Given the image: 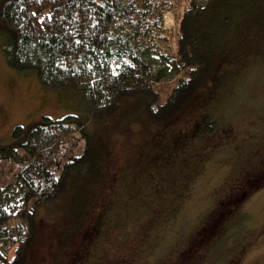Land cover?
Listing matches in <instances>:
<instances>
[{"label": "trees", "instance_id": "1", "mask_svg": "<svg viewBox=\"0 0 264 264\" xmlns=\"http://www.w3.org/2000/svg\"><path fill=\"white\" fill-rule=\"evenodd\" d=\"M249 1L264 2L0 0V32L6 38L3 52L7 64L18 72H33L47 87H69L85 94L91 122L98 128L112 129L120 146L121 136L138 133L134 142H124L139 148L136 157L131 154L123 162L116 151L105 150L97 131H91L76 115L57 121L46 118L47 125L32 129L25 138L23 127L17 126L15 143L0 152V166L10 159L22 165L9 179L0 172V264H28L43 210L75 198L85 202L83 224L92 217L94 208H102L96 213V232L107 225L137 227L142 219L150 226L138 238L126 240L124 246L136 243L126 251L129 257L122 255L117 264H230V257L241 259L250 242L244 238L252 232L247 228L251 227L248 220L252 213L244 203L264 188V180L255 177L256 169L264 164V121L246 133L247 146L238 156L242 166H237L246 177L240 197L229 202L216 224L213 220L211 225L204 222L198 226L215 228L198 240L201 243L196 246L195 257H190V239L183 240L189 226L173 222L174 231L181 234L175 238L165 226L175 205L161 197L170 188L165 183L170 179L156 178L160 167L177 176L184 162H201L207 151L234 136L228 122L198 118L191 123L189 118L196 117L211 101V95L230 82V75L235 73L231 66L236 69L245 64L246 55L231 60L223 51L222 38L228 34L230 22L243 16L239 7ZM168 12L175 15L174 30L165 26ZM180 119L186 122L180 127L181 135L175 130ZM79 130L84 141L75 139ZM242 138L238 137L240 142ZM16 148L24 154L18 156ZM199 149H204L201 156L194 157ZM134 160L142 167L140 174L150 179L148 186L133 178L138 168L132 171L128 162ZM117 167L114 177L121 185L107 192L110 174ZM146 189L160 194L151 198ZM121 191L130 196L110 206L113 198L120 199ZM135 192H142L141 197ZM135 206L139 207L137 213L132 212ZM221 208L222 200L210 211ZM212 217L215 219L214 213L209 214V219ZM68 230L60 234L58 244L71 241V227ZM95 238L97 234L89 238L90 243ZM200 248L203 256H198ZM65 250L60 253L63 264H75L81 253V258L93 255L94 248L88 244L82 251L71 250L64 256ZM224 254L228 257H222ZM173 257H177L175 261ZM116 259L101 262L115 264Z\"/></svg>", "mask_w": 264, "mask_h": 264}, {"label": "rangeland", "instance_id": "2", "mask_svg": "<svg viewBox=\"0 0 264 264\" xmlns=\"http://www.w3.org/2000/svg\"><path fill=\"white\" fill-rule=\"evenodd\" d=\"M240 9H243V16L234 18L230 22L228 25L229 32L222 38V46L223 51L229 54L231 60L246 55L244 58L246 62L244 61L245 64L236 69L231 66L230 71L235 73L230 75V82L226 83L224 89H218L216 93L211 95V101L200 109L196 117L194 115L189 118L191 123H195L198 118L200 120L214 119L217 123L228 122L230 124L227 126H230L229 130L234 136L229 139L226 137L225 141L223 140L220 143V147L216 146L211 151H207L211 146L208 147L201 162L198 163L197 161L195 163V160L191 164L184 162L181 170H177V176L171 175L163 167H160L159 172L161 173H157V180L170 179V181L165 182L169 184L170 188L163 191L161 197L171 199L175 205L173 216L166 222L165 226L171 231L172 238L181 235L178 234L179 230L174 231L173 222L182 221V224L185 222V225L189 226H184L189 231L185 233L187 236L183 240L189 242L190 239L191 241L190 257L196 256V246L201 243L198 240L209 235L210 228H215L198 226L204 222L206 225L213 224L212 221L215 222L230 206L229 202L240 197V189L243 188L242 183L245 182L246 177L241 168L237 166H242V163L238 161V156L247 146L248 141L246 142L245 138L248 135L246 133L254 131V125L259 126L264 121V2L260 1L254 4L253 1H249L239 7L238 10ZM164 17L165 26L174 30L176 26L174 13L168 12ZM2 34L0 32V152L3 148H9L15 143L13 133L17 126L23 127L25 138L32 129L47 125L49 121L46 118L57 121L67 115H76L83 124L92 128L91 131H97V138L104 142L105 150L116 151L119 159L123 162L125 161L124 158L128 159L131 154L132 158L137 156V149L139 148L136 145L128 147L124 141L134 142V138L137 137L138 133L121 136V146L119 143L117 145L112 129L107 126L98 128L91 122V110L85 94L76 92L69 87H47L40 83L33 72H18L12 69L7 64L3 52L6 38ZM215 39L218 40V38ZM208 110L211 111L208 113ZM235 116L238 119H235ZM185 124L186 122L180 119L175 130L180 134V127H184ZM235 135H237V139L234 140ZM238 137H243L241 142ZM75 139L76 141H84V136L80 130L77 131ZM233 141L237 143L232 146ZM129 144L133 145L132 143ZM203 150H197L194 157L201 156ZM16 151L18 156L24 154L21 148H16ZM191 151H189V154H191ZM128 163L132 171H135L133 168H138L132 173L133 178L139 179L141 184L148 186L150 179L143 172L140 174L142 167L139 161L134 160L133 163ZM257 163L258 161H255L253 164L256 165ZM248 164L250 167L252 166L251 162H248ZM148 165L146 164V166ZM176 166L179 167V164L177 163ZM21 167L22 165L17 160L10 159L4 161V165L0 166V172L5 179H9ZM117 169L118 167L114 168L110 174L111 178L108 180L107 189H105L107 192L117 190V187L121 185L114 177ZM256 174L255 177L264 180V164L256 169ZM126 179L127 177L123 182ZM186 181L188 183L185 185V189H182ZM135 189L131 191L134 193ZM146 191L151 198L160 194L154 190L152 193L148 189ZM231 193L234 194L231 195ZM135 195L141 197L142 192ZM127 196H130V194L124 193L123 195L121 191L119 193L120 199L113 198L109 205H114L115 201L119 205ZM226 196L229 198L228 201L227 198L224 199ZM220 200H222V208L219 211L211 212L210 210L213 206L216 207ZM223 202L226 203V206ZM84 204L83 198L80 201L75 198L61 203L57 208L52 207L46 212L43 210L44 213L41 214L38 223V236L32 246L31 258L28 264H63L64 258L60 255L63 248H66L63 253L65 256L71 250L75 252L82 251L81 249L88 244L91 248H94L93 255L81 258V253L75 264H106L111 259H115L116 256L118 259H116L115 264H117L120 262L119 259L122 258V255L124 258L129 257L126 251L136 243L134 241L128 242V245L124 246L126 240L128 238H138L150 227L142 219L140 226L137 227H128L126 224L125 227L107 225L106 227H100V230L96 232L98 219L96 213L102 211V208L100 206L94 208L92 217L86 218L83 224ZM244 206L246 210L252 213L251 219L248 220L251 227H247L252 232L244 238L250 242L247 249L241 252V259L236 260L230 257V264H264V188L255 192L244 203ZM138 211V206L132 208V212L137 213ZM111 212L112 209L109 210L108 216ZM212 213L215 214V219L213 217L209 219V214ZM69 227H71V241L69 243L62 242L61 245L58 244L56 240L60 237V234H67ZM151 227L154 226L151 225ZM121 229H123L122 233ZM92 231L95 233L89 234ZM95 234L98 238L91 241V244L89 238ZM240 235L242 236L243 232ZM197 252L198 256L204 255V250L201 248ZM174 257L173 261L177 258ZM222 257L226 258L228 255L224 254ZM102 260L106 263L101 262Z\"/></svg>", "mask_w": 264, "mask_h": 264}]
</instances>
